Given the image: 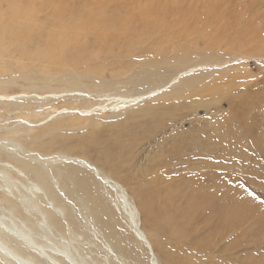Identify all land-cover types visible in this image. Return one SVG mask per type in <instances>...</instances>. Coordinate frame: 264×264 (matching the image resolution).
<instances>
[{
	"label": "rangeland",
	"instance_id": "obj_1",
	"mask_svg": "<svg viewBox=\"0 0 264 264\" xmlns=\"http://www.w3.org/2000/svg\"><path fill=\"white\" fill-rule=\"evenodd\" d=\"M193 1L200 6L191 21L200 27L209 8ZM217 4L224 19L205 26L204 37H176L173 17L166 19L171 38L155 31L144 40L124 36L106 46L90 31L91 38L86 34L85 43L70 46L59 65L41 54L40 34L52 29L45 13L33 35L2 37L0 165L20 169L29 158V172L21 170L29 179L39 163L33 155L68 158L56 175L63 192L37 190L60 210L62 224L48 214L52 234L69 240L84 264H264V0ZM107 6L108 21L115 11ZM2 146L27 157L16 152L9 158ZM7 170L17 187H25V179ZM3 184V222L28 220L37 234L36 219L15 208L18 197L10 190L4 195ZM39 192L35 199L46 210ZM121 192L135 209L137 227ZM237 204L238 223H219L221 215L233 218L229 209ZM134 227L145 234L153 256Z\"/></svg>",
	"mask_w": 264,
	"mask_h": 264
},
{
	"label": "bare ground",
	"instance_id": "obj_2",
	"mask_svg": "<svg viewBox=\"0 0 264 264\" xmlns=\"http://www.w3.org/2000/svg\"><path fill=\"white\" fill-rule=\"evenodd\" d=\"M67 1L68 0H0V4H4L6 5L5 7H7L6 11L4 9H3L4 11H0V53L3 49H5L4 44L6 43L3 42L5 40L4 39L5 36L8 35L14 39H18L20 37L28 35V33H30L29 35H33L31 34V31L33 32L34 29L40 30L41 26L44 25V23L39 22L40 19H37L40 13L41 14L45 13L48 24L52 26V29L49 28L48 30L46 29V27L43 28L44 30L43 29L42 30L44 34L42 35L40 34V36H42L41 38L43 42V50L41 51V54L45 57L46 62L50 64L56 62V64L58 65L62 64L61 59L63 57V53L65 54L66 51H69L70 49L68 50V48L70 46L78 44L79 41L85 43L83 42V39L85 38L84 36L88 34V37H90L89 35L90 31L91 32L93 31V33L95 32L94 37L96 39V43L104 44L108 46L113 43L120 44L122 42L121 38L124 36L128 37V39L130 40L131 39L136 40L140 38L144 40L145 38L146 39L148 38L149 33L155 31L166 35L167 38H171L173 36L172 33L173 26H171L170 23H168V21L166 20L168 18L170 19V17L176 18V22L174 21V25L179 26L176 37L178 36L187 37V35L190 34L196 35L197 37L198 36L204 37L203 33L204 31H206V29L209 28L208 26L210 24L216 23L224 19L221 11L217 9L218 0L199 1L201 2V5L206 4L205 5L206 8H209V10L206 13V19H205L206 21L205 23L203 22V24L200 27L196 26L194 21H191L192 19L195 20V18H197L196 7L200 6L196 4L193 0H164V1L163 0H96L94 1L93 0L94 2L92 0H74V2L72 3H68ZM181 4H183L185 7H181ZM107 5L112 6L115 11V15L113 16V18L109 19L108 21L104 20V15L106 14L105 12L106 10L104 11V8ZM220 17L222 18L220 19ZM105 24H107L108 26H104ZM205 26L208 28L205 29L204 28ZM209 36H211L210 33ZM2 37H3V41H2ZM94 37H92V39ZM124 44L126 43L124 42ZM127 44L130 47L129 43ZM83 50L81 49L82 52ZM87 52H85L84 54H86ZM69 53L72 54V52ZM64 58L66 61L67 60L69 61L70 59V58L66 59V57ZM76 58L77 57H75V59ZM66 61L64 62L68 64L70 63V61L69 62ZM128 100L134 101L137 100V98H133V99L131 98ZM85 111L88 112V110ZM2 148L8 153H11L12 157L9 158L15 159V156H19L16 154V152L18 154L20 153L23 156L27 157L25 154L21 153L22 149H17L15 151L13 150V148H7L6 146H2ZM14 154L16 155L13 156ZM23 159H25L27 161L26 163L29 164L30 161L29 158L26 159L23 157ZM67 159L68 158L61 155H54L51 157H43L38 154L33 155V157H31V160L39 161V163L34 165L35 166L34 169L30 170L31 176L29 177V179L26 178L24 174H22V171H28V169L31 167H29L30 165L28 166L24 162H20V160H19L20 169L16 168V164L15 166L13 164V166L11 167L6 165H0V181L4 183L3 185L5 188H2L4 189V195L11 193L8 190L14 192V196H16V198L18 197L17 198L18 205H16L17 207L15 208L21 209V211L28 217L32 215L33 218L36 219V223L34 225L38 230V233L36 234L35 231H32L31 227L29 228L28 226H26L28 220L19 221L13 219L11 222V226H8L3 222V217L0 215V264H31L29 258L31 255H36L40 259L44 261L47 260L51 264H84L81 254L78 253L75 247H73L68 243L69 240H65L62 236H54L52 234V231L55 228L51 229L48 222V218H49L48 214H50L51 212L54 217H57V219L61 221L59 217L60 210L57 206L53 205L49 200H46L44 196L37 190V185H39L38 188L40 189L41 187L44 192H46L44 188L49 189L51 193L63 192L60 189L59 183L57 181V178H59V176L57 177L56 175L60 174V168L62 166L65 167V165L67 164L66 166L68 167L69 163L65 161ZM83 163L85 162L79 164L80 167L88 169L95 177L96 174L94 169L88 167ZM55 165H60V166L57 167ZM45 167L52 168L53 172L47 171ZM64 167L62 169H64ZM7 169L15 173V176L21 177L23 180L25 179L27 181V182L24 181L26 183L25 187L22 188L17 187L14 184V181L10 179V177H8L9 172L8 173L6 172ZM145 176H146V172H145ZM103 180L104 178L102 179V181ZM144 180L145 179H143V181ZM38 192L40 194V199L42 200V202L44 201L46 210L42 209L39 206L38 201H36L35 199V196L37 195ZM63 195L66 194L64 193ZM61 197L63 198L62 194ZM52 198H56V197H52ZM120 198L123 202L124 208L127 209V213H128L127 216L130 218L131 223L133 224V226L135 225V227H137L139 222L137 223V220L135 218L136 217L135 209L130 205V203H128L124 193L121 192ZM68 202H70L69 199ZM75 202L76 201H74V203ZM150 205L154 207L153 204ZM142 208L146 210L145 207ZM12 209L14 208L9 206L5 208V211L7 212L8 215L12 216L13 214ZM198 209L200 210V208ZM240 210L241 208L237 204L236 207H231L229 209V211H231L233 216L232 219L227 220L228 216L225 217L224 215H221L219 216V218H217V220L222 225H229V226L235 225L238 223L237 221L239 220V217L237 215ZM60 224H62V221L60 222ZM144 235L136 230V235H135L136 239L141 241L146 246L150 254H152L151 246L149 242L145 239ZM52 236H54L53 238L54 240L52 239ZM38 241H42L43 243H38ZM102 246L104 251H106L108 255H112L111 254L112 249L108 243L103 241ZM15 249L21 251L22 254L25 253V256L20 255L18 252H16ZM46 249H50V250L47 251Z\"/></svg>",
	"mask_w": 264,
	"mask_h": 264
}]
</instances>
